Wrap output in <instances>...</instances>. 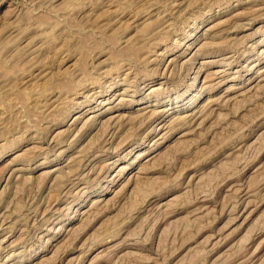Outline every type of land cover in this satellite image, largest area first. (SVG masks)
<instances>
[{
    "label": "rangeland",
    "instance_id": "374dc122",
    "mask_svg": "<svg viewBox=\"0 0 264 264\" xmlns=\"http://www.w3.org/2000/svg\"><path fill=\"white\" fill-rule=\"evenodd\" d=\"M0 264H264V0H0Z\"/></svg>",
    "mask_w": 264,
    "mask_h": 264
}]
</instances>
